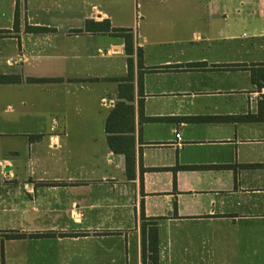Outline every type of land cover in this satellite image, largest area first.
<instances>
[{
  "label": "crops",
  "instance_id": "1",
  "mask_svg": "<svg viewBox=\"0 0 264 264\" xmlns=\"http://www.w3.org/2000/svg\"><path fill=\"white\" fill-rule=\"evenodd\" d=\"M31 1L0 0V264H148L144 224L159 264H264V120H244L264 118V0H82L85 25L133 34L131 101L124 38L15 30ZM45 87L63 125L30 129ZM120 103L129 168L106 131Z\"/></svg>",
  "mask_w": 264,
  "mask_h": 264
},
{
  "label": "trees",
  "instance_id": "2",
  "mask_svg": "<svg viewBox=\"0 0 264 264\" xmlns=\"http://www.w3.org/2000/svg\"><path fill=\"white\" fill-rule=\"evenodd\" d=\"M17 23V21H16ZM47 28L42 27H31L29 28L30 32H45L48 31ZM87 32H99V33H114L120 35L124 38L125 41V52L128 56V67H129V76L123 79H119L121 84L120 86V96L125 95L128 97L129 101L133 99L132 90L133 86L130 84L133 80V59L134 55V38L131 30H117L111 29L109 21L97 24L94 21L86 22ZM138 63L139 68L143 69V52L142 50L138 51ZM13 79L9 77H0V84L10 83ZM34 82H43V80H32ZM140 93L143 90V79L140 76L139 82ZM131 94V95H130ZM124 97V98H125ZM134 109L131 106H127L125 103H120L117 105L116 109L110 114L107 124L106 131L108 134L109 146L114 153L123 154L127 160V166L129 168L131 162V156L133 153L134 139L132 137H121L122 133H126L128 130H132V123L134 118ZM142 121H156L158 119H146L143 117V110H141ZM244 120L248 122L254 121H263L264 118L258 117H248ZM145 219V218H144ZM143 260L144 263L148 264H159V255H158V234L156 227H151L148 232H146V224L143 225ZM14 239H23L24 235L11 236ZM38 237V236H36Z\"/></svg>",
  "mask_w": 264,
  "mask_h": 264
},
{
  "label": "rangeland",
  "instance_id": "3",
  "mask_svg": "<svg viewBox=\"0 0 264 264\" xmlns=\"http://www.w3.org/2000/svg\"><path fill=\"white\" fill-rule=\"evenodd\" d=\"M89 9V6L87 9L85 8L82 0H32L28 7L21 6L19 9L22 22L16 23L15 30L18 31L20 25L23 26L25 31H29V28L34 26L49 27V30L45 32L54 31L61 37L66 36L70 30L79 29L80 27L86 28L83 16L86 10ZM26 16L28 17L29 23L26 22ZM34 73L37 76H47L52 71L43 64L39 65ZM47 90L49 91L50 89L47 87L39 89L40 101L38 102V109L37 111H33L37 112L39 118L32 123L33 125L30 129H50L51 126L55 125V122L58 123V127L63 125V120L59 116V113H57L58 110L51 104V101H55L56 98H61V95L59 93L55 94L54 92L49 93ZM27 107L29 106H26L24 111L27 110ZM24 129H26L25 126ZM52 154L48 149L42 148L41 165L37 169L38 174L48 171L47 166L52 160Z\"/></svg>",
  "mask_w": 264,
  "mask_h": 264
},
{
  "label": "built area",
  "instance_id": "4",
  "mask_svg": "<svg viewBox=\"0 0 264 264\" xmlns=\"http://www.w3.org/2000/svg\"><path fill=\"white\" fill-rule=\"evenodd\" d=\"M178 138H180V135H177Z\"/></svg>",
  "mask_w": 264,
  "mask_h": 264
}]
</instances>
